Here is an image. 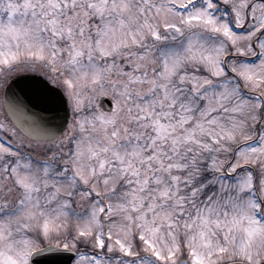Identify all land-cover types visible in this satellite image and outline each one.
<instances>
[{"label":"snow or ice","instance_id":"1","mask_svg":"<svg viewBox=\"0 0 264 264\" xmlns=\"http://www.w3.org/2000/svg\"><path fill=\"white\" fill-rule=\"evenodd\" d=\"M0 264H264V0H0Z\"/></svg>","mask_w":264,"mask_h":264},{"label":"water","instance_id":"2","mask_svg":"<svg viewBox=\"0 0 264 264\" xmlns=\"http://www.w3.org/2000/svg\"><path fill=\"white\" fill-rule=\"evenodd\" d=\"M17 83H20V84H23L24 83V80L22 79V78H17ZM21 119H23L24 117L23 116H21L20 117Z\"/></svg>","mask_w":264,"mask_h":264}]
</instances>
